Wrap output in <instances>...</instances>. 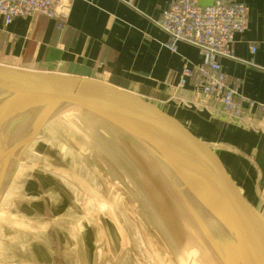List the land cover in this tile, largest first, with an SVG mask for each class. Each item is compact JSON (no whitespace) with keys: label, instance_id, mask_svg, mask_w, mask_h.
Wrapping results in <instances>:
<instances>
[{"label":"rangeland","instance_id":"obj_1","mask_svg":"<svg viewBox=\"0 0 264 264\" xmlns=\"http://www.w3.org/2000/svg\"><path fill=\"white\" fill-rule=\"evenodd\" d=\"M26 112L0 128V264H212L208 249L223 264L216 219L182 202L199 192L128 133L87 111Z\"/></svg>","mask_w":264,"mask_h":264},{"label":"crops","instance_id":"obj_2","mask_svg":"<svg viewBox=\"0 0 264 264\" xmlns=\"http://www.w3.org/2000/svg\"><path fill=\"white\" fill-rule=\"evenodd\" d=\"M210 5L214 0H199ZM250 9L245 33L233 44L236 60L222 59L241 101L264 105V0H238ZM173 0H61L58 19H0V64L31 71H58L61 64L91 68L97 79L148 99L210 133L241 163L236 169L252 192L264 193V114L246 125L225 118L222 104L201 93L185 69L202 65L200 51L179 43L154 24ZM252 49H255L253 53ZM194 103L187 106V103ZM255 112V113H254ZM240 169V170H239ZM250 181H254L257 189Z\"/></svg>","mask_w":264,"mask_h":264},{"label":"water","instance_id":"obj_3","mask_svg":"<svg viewBox=\"0 0 264 264\" xmlns=\"http://www.w3.org/2000/svg\"><path fill=\"white\" fill-rule=\"evenodd\" d=\"M73 105L128 133L199 192L204 210L221 223L230 245L239 250L238 262L232 255L227 258L206 235L223 264H250L249 255L264 264V193L259 191L257 197L251 191L236 170L241 163L210 133L144 97L97 79L91 68L63 63L58 71H31L0 64V128L16 113L43 108L47 114ZM2 181L0 172L1 185Z\"/></svg>","mask_w":264,"mask_h":264},{"label":"built area","instance_id":"obj_4","mask_svg":"<svg viewBox=\"0 0 264 264\" xmlns=\"http://www.w3.org/2000/svg\"><path fill=\"white\" fill-rule=\"evenodd\" d=\"M60 2L0 0V19L5 26L17 17L44 16L55 20L59 16ZM249 13V7L238 0H214L210 5H202L199 0H173L170 8L153 21L155 26L168 35L169 43L166 47L173 53L177 52L179 43L191 45L200 51L202 65L186 68L185 76L195 81L202 94L222 104L225 118L244 125L250 119L247 116H251L253 111L259 110L263 115L264 105L251 100L244 109L245 101H241L239 94L241 82L231 83L221 60L237 59L233 44L235 37L247 30ZM252 51L254 53L255 49ZM192 104L187 103V106ZM249 122L252 123L251 119Z\"/></svg>","mask_w":264,"mask_h":264},{"label":"bare ground","instance_id":"obj_5","mask_svg":"<svg viewBox=\"0 0 264 264\" xmlns=\"http://www.w3.org/2000/svg\"><path fill=\"white\" fill-rule=\"evenodd\" d=\"M60 109H65V110H63V112H62V114H61V117L63 116V118H64V115H68L69 113H71V112H75L76 114H79V115H82V114H84L85 113V110H83L81 107H78V106H68L67 108H60ZM56 111H58V110H56ZM21 114V113H20ZM19 114V115H20ZM18 116V115H17ZM27 118V117H26ZM62 118V119H63ZM25 119V118H24ZM25 120H27V119H25ZM28 121H29V117H28ZM61 121V120H60ZM20 123V122H19ZM31 123V122H30ZM15 124H17V123H15ZM22 124V123H21ZM28 126V125H27ZM23 127V126H22ZM25 127H26V124H25ZM24 127V128H25ZM32 127H30V129H31ZM27 129H28V127H27ZM27 129H26V131H27ZM22 130V129H21ZM11 133V132H10ZM12 138V137H11ZM35 162H36V160H35ZM183 188V187H182ZM178 192H180L181 191V188H179L178 187ZM184 190H186L187 192H190L191 193V196H193L194 194L189 190V189H187V188H184ZM186 195V194H185ZM182 196V195H181ZM195 196V198H193V197H190V196H188L187 197V195H186V198H185V196H183L182 198H183V200H182V202H183V204L185 205H187L189 208H191V205L190 204H193V205H195V206H197L198 205V207H201V204H200V202H201V198H200V196L198 197V196H196V195H194ZM192 201V202H191ZM202 208V207H201ZM196 220H197V218H196ZM198 221V220H197ZM209 222V221H208ZM209 224H212L211 222H209ZM216 226L221 230H219L220 231V233L218 234V230L216 231V230H214L213 228H211L210 227V225L208 226L209 228H211V229H213V231H212V233L213 232H217L216 233V235H217V239H219V236L221 235V238H222V240H223V243H225V244H221L219 247H220V251L228 258V256H234L235 258H236V261L238 262L239 261V258H238V255L240 254V253H238L239 252V250L238 249H235V247L233 246V245H230V243H229V241H228V238H227V234L223 231V228L221 227V223L220 222H218V221H216ZM216 227V228H217ZM229 254V255H228ZM251 254V253H250ZM228 255V256H227ZM206 256L211 260V262H212V264H221L217 259H216V257L213 255V253L210 251V249H208V251H207V254H206ZM232 256H231V258H232ZM248 258H249V260H248V262H250V264H257L258 262H259V259H257V257L256 256H248ZM238 259V260H237ZM205 261V260H204ZM201 261H199V262H197V261H195L194 263L195 264H202V263H200ZM206 262V261H205ZM207 263V262H206ZM207 264H209V263H207Z\"/></svg>","mask_w":264,"mask_h":264}]
</instances>
